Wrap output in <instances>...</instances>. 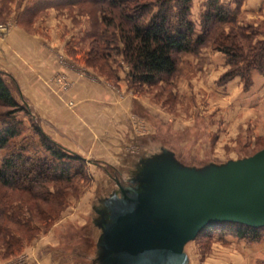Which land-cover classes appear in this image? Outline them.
I'll use <instances>...</instances> for the list:
<instances>
[{
    "label": "rangeland",
    "instance_id": "rangeland-1",
    "mask_svg": "<svg viewBox=\"0 0 264 264\" xmlns=\"http://www.w3.org/2000/svg\"><path fill=\"white\" fill-rule=\"evenodd\" d=\"M36 1L2 0L1 3L0 0L3 9L0 24L17 18L18 11L22 13ZM233 1L222 0L225 5L232 2V7H235ZM204 2L195 0L192 5L191 19L196 21L197 26ZM251 2L242 0L235 25L252 33L254 44L264 39V9L256 14L255 5ZM56 4L47 5L34 19L22 26L32 29L35 23L53 14V39L57 40V35L63 34L62 40L67 45L66 54L76 51L79 61L83 53L89 50L87 35L91 31L95 13L87 5ZM225 32H229L228 27ZM218 54L204 48L196 56H181L176 74L168 81L155 87L131 89L132 95L146 107L140 106L139 111L142 119H146L144 125L148 132L145 127L140 128L145 130V134L141 135L138 142H131L129 152L125 154L131 157L130 161L129 158L127 161L126 158H118L112 167L127 177L131 162L142 154L144 148L157 143L168 144L181 162L196 167L208 162L224 164L230 160H244L264 150V75L254 74L253 85L247 91L243 89L242 81L232 80L226 86L219 85L218 81L228 67ZM74 59L71 58L72 61ZM76 65L87 68L81 62ZM110 67V74L118 75L119 81L107 79V69L101 73L97 68H88L112 85L120 82L127 85L122 66L112 62ZM16 119L24 126L21 137L32 133L29 118H24L21 113ZM5 154L0 152V162ZM87 161L84 177L74 179L70 190L63 187L66 189L68 205L49 228L48 221L41 220L37 214L39 202L0 186V264H31L34 258L31 253L37 256L50 253L54 264H90L96 236L88 227L93 214L90 213V206L97 203L102 193L115 188V183L103 170L106 164H95L94 161L98 160L88 157ZM96 191L99 195L95 196ZM27 222L29 226L40 227L34 236L35 240L23 242L20 248L11 246L8 241L29 234L27 227L22 226ZM186 253L192 264H260L264 259V238L262 242L249 245L229 236L225 239H207L203 235L186 245Z\"/></svg>",
    "mask_w": 264,
    "mask_h": 264
},
{
    "label": "trees",
    "instance_id": "trees-1",
    "mask_svg": "<svg viewBox=\"0 0 264 264\" xmlns=\"http://www.w3.org/2000/svg\"><path fill=\"white\" fill-rule=\"evenodd\" d=\"M193 1L38 0L22 11L18 24L29 23L39 11L47 5L56 6V2H63L64 6L87 5L95 13L87 35L89 50L79 61L78 53L69 51L67 56L75 58L74 62L97 68L101 73L107 69L106 78L116 81L120 77L110 74V64L118 63L124 70L129 89L155 87L176 74L181 56H196L202 49L209 48L222 55L228 67L218 84L240 78L247 91L253 85L254 74L264 75V39L253 44V34L236 27L242 0H234L235 7L232 2L225 5L222 0H206L199 15V28L191 19ZM0 110V152L6 153L0 162V186L39 202L37 214L41 220L48 221L49 228L68 205L64 188L70 190L74 179L84 177V165L88 161L66 150L43 131L40 118L19 96L15 82L1 71ZM21 113L29 118L32 132L24 137H21L23 123L16 119ZM103 168L114 182L122 183V175L114 167L106 164ZM28 223L22 226L27 227L29 234L8 241L11 246L20 248L23 242L35 240L40 227ZM203 235L207 239L229 236L253 245L262 242L264 226L252 228L231 222L219 223L207 226L194 240ZM260 264H264V259Z\"/></svg>",
    "mask_w": 264,
    "mask_h": 264
},
{
    "label": "water",
    "instance_id": "water-1",
    "mask_svg": "<svg viewBox=\"0 0 264 264\" xmlns=\"http://www.w3.org/2000/svg\"><path fill=\"white\" fill-rule=\"evenodd\" d=\"M130 165L92 205L90 264H189L185 246L207 226H264V150L196 167L157 143Z\"/></svg>",
    "mask_w": 264,
    "mask_h": 264
},
{
    "label": "crops",
    "instance_id": "crops-1",
    "mask_svg": "<svg viewBox=\"0 0 264 264\" xmlns=\"http://www.w3.org/2000/svg\"><path fill=\"white\" fill-rule=\"evenodd\" d=\"M251 4L256 14L264 9V0H252ZM18 12L17 18L0 25V71L15 82L19 96L40 118L43 131L86 160L88 157L107 165L118 158L127 161L130 143L138 142L147 131L146 119L140 116V108L146 107L123 82L114 86L91 68L76 65L66 54L63 34L53 39V14L29 29L18 24L23 13ZM60 73L72 83L63 93L53 83ZM233 82L241 80L235 78ZM69 102L74 106L69 107ZM144 127V131L140 130ZM30 255L34 257L31 264H54L50 253ZM188 258L192 264L189 255Z\"/></svg>",
    "mask_w": 264,
    "mask_h": 264
},
{
    "label": "built area",
    "instance_id": "built-area-1",
    "mask_svg": "<svg viewBox=\"0 0 264 264\" xmlns=\"http://www.w3.org/2000/svg\"><path fill=\"white\" fill-rule=\"evenodd\" d=\"M53 83L55 84V86H57V88L59 89V92H62V93L68 91L72 84L70 80L67 78V76L63 73L58 74L54 78ZM68 106L72 107L74 106V103L69 102Z\"/></svg>",
    "mask_w": 264,
    "mask_h": 264
}]
</instances>
